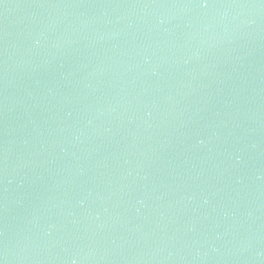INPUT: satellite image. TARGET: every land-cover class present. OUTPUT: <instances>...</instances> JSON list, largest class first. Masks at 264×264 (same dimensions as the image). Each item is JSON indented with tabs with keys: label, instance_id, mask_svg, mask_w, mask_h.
Segmentation results:
<instances>
[{
	"label": "water",
	"instance_id": "1",
	"mask_svg": "<svg viewBox=\"0 0 264 264\" xmlns=\"http://www.w3.org/2000/svg\"><path fill=\"white\" fill-rule=\"evenodd\" d=\"M0 264H264V0H0Z\"/></svg>",
	"mask_w": 264,
	"mask_h": 264
}]
</instances>
